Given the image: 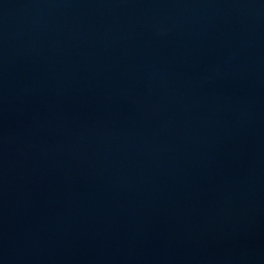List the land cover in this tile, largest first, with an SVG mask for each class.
I'll return each instance as SVG.
<instances>
[{"label": "water", "instance_id": "water-1", "mask_svg": "<svg viewBox=\"0 0 264 264\" xmlns=\"http://www.w3.org/2000/svg\"><path fill=\"white\" fill-rule=\"evenodd\" d=\"M0 264H264V0H0Z\"/></svg>", "mask_w": 264, "mask_h": 264}]
</instances>
